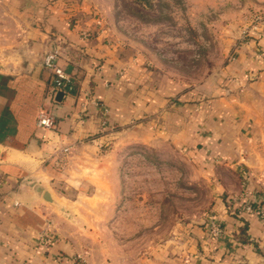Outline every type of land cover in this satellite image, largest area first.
Segmentation results:
<instances>
[{
    "label": "crops",
    "instance_id": "1",
    "mask_svg": "<svg viewBox=\"0 0 264 264\" xmlns=\"http://www.w3.org/2000/svg\"><path fill=\"white\" fill-rule=\"evenodd\" d=\"M230 3L214 37L222 61L191 81L150 64L96 0H0V264H264V224L228 209L242 182L248 196L264 192V33L241 37L243 12L264 13V0ZM55 49L74 82L60 101L43 65ZM42 109L56 129L37 126ZM110 142L189 160L225 236L211 239L204 218L144 254L97 240L88 202L109 197L97 192L111 184L102 163Z\"/></svg>",
    "mask_w": 264,
    "mask_h": 264
},
{
    "label": "rangeland",
    "instance_id": "2",
    "mask_svg": "<svg viewBox=\"0 0 264 264\" xmlns=\"http://www.w3.org/2000/svg\"><path fill=\"white\" fill-rule=\"evenodd\" d=\"M96 1L108 8V20L116 21L115 33L158 69L197 81L222 61L218 57L224 43L214 37L222 30L221 22L231 20L229 10L220 9L227 8L232 0ZM257 15L264 13L256 9L243 12L246 24L242 25L241 37ZM107 145L108 153L103 154L108 162H102L101 153L96 158L100 164H108L105 176L111 184L99 187L97 194L109 197L88 202L96 214L92 218L96 223L91 225L97 240L123 244L130 253L139 244L144 254L153 244L172 236L179 226L210 216L211 187L189 160L163 150L147 155L117 150L122 142ZM245 189L242 182L237 195L244 194ZM100 210H104L102 214Z\"/></svg>",
    "mask_w": 264,
    "mask_h": 264
},
{
    "label": "built area",
    "instance_id": "3",
    "mask_svg": "<svg viewBox=\"0 0 264 264\" xmlns=\"http://www.w3.org/2000/svg\"><path fill=\"white\" fill-rule=\"evenodd\" d=\"M259 31L264 33V16L261 15L254 17V21H251L244 35L246 36L250 32ZM59 57L60 52L57 49L48 51L43 57V65L53 74V96L55 95V98L58 92H63L64 95H68L74 88L73 79L58 65ZM37 126L42 130L56 129L57 122L54 114L48 109H42L38 115ZM243 175H247L246 171H243ZM228 209L236 219L242 220L245 215L251 214L257 216L264 224V192L254 196H248L247 191L244 190V194L234 195L229 198ZM206 224L207 233L211 239L217 241L225 236L226 226L221 220L209 216ZM51 241V239H47L45 242L51 243ZM74 264L84 263L76 260Z\"/></svg>",
    "mask_w": 264,
    "mask_h": 264
},
{
    "label": "water",
    "instance_id": "4",
    "mask_svg": "<svg viewBox=\"0 0 264 264\" xmlns=\"http://www.w3.org/2000/svg\"><path fill=\"white\" fill-rule=\"evenodd\" d=\"M64 97V93L63 92H58L56 94V100L57 101H60L62 100V98ZM42 197L45 201H48V202H51V203H54L55 200L51 194V192L49 190H44L43 193H42Z\"/></svg>",
    "mask_w": 264,
    "mask_h": 264
},
{
    "label": "trees",
    "instance_id": "5",
    "mask_svg": "<svg viewBox=\"0 0 264 264\" xmlns=\"http://www.w3.org/2000/svg\"><path fill=\"white\" fill-rule=\"evenodd\" d=\"M246 229V226L242 227V231L244 232V230ZM241 240H245L244 234L242 236L239 237Z\"/></svg>",
    "mask_w": 264,
    "mask_h": 264
}]
</instances>
